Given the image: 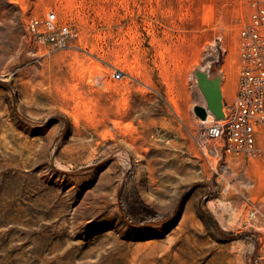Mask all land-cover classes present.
I'll list each match as a JSON object with an SVG mask.
<instances>
[{"label": "rangeland", "instance_id": "rangeland-1", "mask_svg": "<svg viewBox=\"0 0 264 264\" xmlns=\"http://www.w3.org/2000/svg\"><path fill=\"white\" fill-rule=\"evenodd\" d=\"M49 12L76 31L64 48L32 35ZM249 15L0 0V264L264 263V127L246 158L201 143L193 112L196 72L234 84Z\"/></svg>", "mask_w": 264, "mask_h": 264}, {"label": "built area", "instance_id": "built-area-1", "mask_svg": "<svg viewBox=\"0 0 264 264\" xmlns=\"http://www.w3.org/2000/svg\"><path fill=\"white\" fill-rule=\"evenodd\" d=\"M250 15L239 31L240 64L236 93L225 107L223 119L207 117L197 123L201 143L209 140L221 144L225 152L241 153L256 158L261 153L258 140L264 127V0H249ZM29 27L34 39L64 48L76 31L59 21L54 12L44 19H31ZM117 79L119 74L114 72ZM264 264V263H259Z\"/></svg>", "mask_w": 264, "mask_h": 264}, {"label": "water", "instance_id": "water-1", "mask_svg": "<svg viewBox=\"0 0 264 264\" xmlns=\"http://www.w3.org/2000/svg\"><path fill=\"white\" fill-rule=\"evenodd\" d=\"M197 86L204 98V105H195L193 112L197 118L204 120L208 114L215 119H222L226 113L222 101L220 77H213L204 72H196ZM224 109V110H223Z\"/></svg>", "mask_w": 264, "mask_h": 264}, {"label": "crops", "instance_id": "crops-1", "mask_svg": "<svg viewBox=\"0 0 264 264\" xmlns=\"http://www.w3.org/2000/svg\"><path fill=\"white\" fill-rule=\"evenodd\" d=\"M236 83H237V78L236 80H234L233 85H228L224 83L223 81L221 82L220 88L222 91L223 99H225V101L228 100L231 102L233 100L235 93H236Z\"/></svg>", "mask_w": 264, "mask_h": 264}, {"label": "bare ground", "instance_id": "bare-ground-1", "mask_svg": "<svg viewBox=\"0 0 264 264\" xmlns=\"http://www.w3.org/2000/svg\"><path fill=\"white\" fill-rule=\"evenodd\" d=\"M95 71H96V70H95ZM222 101H223V97H222ZM225 107H226V105H224V109H225ZM224 109H223V110H224ZM224 116H225V115H224ZM206 117H207L208 120H210V118L213 117V116H212L211 114H208ZM223 118H224V117H223ZM223 118H222V119H223ZM214 119H215V118H214ZM217 120H221V119H217Z\"/></svg>", "mask_w": 264, "mask_h": 264}]
</instances>
